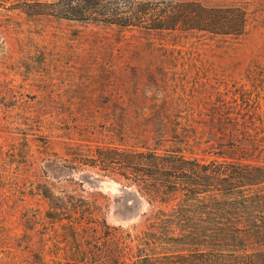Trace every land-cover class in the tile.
I'll use <instances>...</instances> for the list:
<instances>
[{"label": "rangeland", "instance_id": "374dc122", "mask_svg": "<svg viewBox=\"0 0 264 264\" xmlns=\"http://www.w3.org/2000/svg\"><path fill=\"white\" fill-rule=\"evenodd\" d=\"M31 2L0 0V264H98L69 253L111 249V226L121 235L141 227L146 201L120 157L157 144L152 129L144 138L152 110L214 141L210 108H264V0L238 37L38 20ZM187 133L163 143L205 159V143L192 146ZM54 204L64 206L59 220L46 215ZM81 208L70 228L65 214Z\"/></svg>", "mask_w": 264, "mask_h": 264}, {"label": "trees", "instance_id": "16d2710c", "mask_svg": "<svg viewBox=\"0 0 264 264\" xmlns=\"http://www.w3.org/2000/svg\"><path fill=\"white\" fill-rule=\"evenodd\" d=\"M257 1L32 0L28 5L37 8L27 14L38 20L52 16L145 31H201L238 37L254 17L262 15ZM151 116L153 119H147ZM163 117L159 110L146 116L144 138L146 141L152 129L157 140L154 147L145 142L141 150L130 146L120 157L124 175H134L132 181L146 201L141 227L121 235L116 232L118 226H111V249L69 255L80 259L90 255L98 264H264V108H210L206 132L214 141L203 140L190 123ZM187 131L192 133V146H199L197 137L205 143V159L186 158L179 143H163L177 134L188 136ZM111 150L108 158L115 159L117 152ZM98 154L105 156L100 150ZM78 204L87 202L78 198ZM50 207L46 215L53 220L63 218L62 204ZM65 215L73 228L85 212L81 208L77 217L69 212ZM99 222L101 234L107 235V225L102 219ZM99 230L95 228V232Z\"/></svg>", "mask_w": 264, "mask_h": 264}]
</instances>
